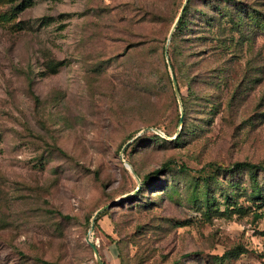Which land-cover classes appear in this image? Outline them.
I'll return each instance as SVG.
<instances>
[{"label":"rangeland","instance_id":"obj_1","mask_svg":"<svg viewBox=\"0 0 264 264\" xmlns=\"http://www.w3.org/2000/svg\"><path fill=\"white\" fill-rule=\"evenodd\" d=\"M183 2L0 0V264H99L88 236L106 264H264L263 173L199 170L264 164V0H191L185 129L162 53ZM128 141L141 175L190 170L134 192Z\"/></svg>","mask_w":264,"mask_h":264},{"label":"trees","instance_id":"obj_2","mask_svg":"<svg viewBox=\"0 0 264 264\" xmlns=\"http://www.w3.org/2000/svg\"><path fill=\"white\" fill-rule=\"evenodd\" d=\"M217 1L220 2L221 4L226 5V6L235 5V2H237V0H217ZM190 3H191V0H188L187 4H186V7L184 9V12H183V14H182V16H181V18H180L175 30H174V32H173V35H172L171 40H170L169 45H168V54L169 55H170L169 48L170 47H173V48L176 47V45L178 43L177 42L178 38L183 33L184 28L188 27V22H189L188 14H189ZM183 4H184V2L181 4V8H182ZM15 8L16 7H14V10H15ZM181 8H180V10H181ZM180 10L177 11V13L175 14V16H174V18L172 20V23H171V28H172L174 22L176 21V18L179 15ZM225 11L226 10L221 8L220 11H219L220 15H222V17L230 16L235 22L236 19L234 17V14H232V13L229 14L228 12H225ZM0 19L6 20L8 18L5 15H0ZM168 37H169V35L166 38L167 42H168ZM166 45H167V43H166ZM166 45L165 46L163 45V51H162L163 54H166ZM171 65H172V68H173V72L175 73L176 78H177L178 83H179V76H178V73H177L176 66H175V64L172 61H171ZM165 66H166V68H167V66L170 67L169 61H168V64H166V62H165ZM166 75H167L166 78L171 83L172 82V72L170 73L168 68L166 70ZM194 75L195 74H193V77H195ZM148 87H149V85H148ZM179 87H180V91H181V97H182L183 109H184V114H183V118H182L183 119L182 129H185V126H187V114L189 113V102H188V99H189V97H191V95L189 94L188 96H186L183 93V90L181 89L180 83H179ZM193 91L194 90H193L192 82L189 79V92L193 93ZM210 104H212V108L213 109H218L221 106V101L210 100ZM180 121H181V112L178 111L177 123L179 124ZM157 126H158V128H160L159 125H157ZM164 131L168 135H171L170 131H168V130H164ZM182 134H183V131L180 132L177 135L176 139L181 138ZM153 136H155L157 139L158 138H160V139L163 138L157 131L153 132ZM207 166H209L210 168H213V169H221L222 168V169H227V170H230V171H249V172L252 173V176L254 178H256V175H258L259 173H263V176H264V164H262L260 162H253L251 160H237V161H234L233 163L229 164L228 166H222V165L218 164L216 161H209V162H207L206 165H204L201 169H199L200 172L205 170ZM172 167H177V168L179 167V169L187 170V171L190 170L185 164H181V165L177 164V162L174 159H168V160L164 161L159 168H157L153 172H150V173H147V174H144V175L139 174L137 172V170L134 168L135 171L139 174V176L142 179V186H141L140 189H142L143 184H147L148 182H150L151 179L154 178V176H158L161 171H164V170H167V169H171ZM114 205H116V204H114ZM114 205H112L111 207H114ZM111 207H109V208H111ZM60 213H62V212L60 211ZM233 251L234 250H228L227 252L222 254L221 257H224L228 253L232 254V253H234ZM238 253L239 252H237V254ZM41 261L44 264H56L53 261H49V260H45V259H41Z\"/></svg>","mask_w":264,"mask_h":264},{"label":"water","instance_id":"obj_3","mask_svg":"<svg viewBox=\"0 0 264 264\" xmlns=\"http://www.w3.org/2000/svg\"><path fill=\"white\" fill-rule=\"evenodd\" d=\"M187 1H188V0H185V1H184V4H183V6H182V8H181V10H180V12H179V15L177 16L176 21L174 22V24H173V26H172V28H171V30H170L169 37H168V42H167V45H166V56H167V59H168V61H169L170 69H171V72H172V82H173V86H174L175 93H176V95H177V97H178V99H179L180 105H181V121H180V125H181V126H182V124H183V119H182V118H183V114H184V109H183V103H182V97H181V91H180L179 83H178V80H177V78H176L175 73L173 72V68H172L171 61H170V56H169V54H168V45H169V42H170L171 37H172V35H173V32H174V30H175V28H176V26H177V24H178V22H179V20H180V18H181V16H182V14H183V12H184V9H185V7H186ZM147 129H153V130H156L157 132H159V133H161V134H165V132L162 131V130H161L160 128H158V127H155V126H148V127L144 128L142 131H140V132H139L134 138H136L138 135H140V133H142L143 131H145V130H147ZM178 134H179V131H177L176 135L173 136L172 138H176ZM134 138H133V139H134ZM133 139H132V140H133ZM130 141H131V140H130ZM130 141H128V142L124 145V147L122 148L121 157H122V160L124 161V163L126 164V166H127L128 168H130V169L133 171V173L135 174L136 178L138 179L139 185H138V187L136 188V190L134 191V192H136L137 190H139V189L141 188V185H142V179H141V177L139 176V174L135 171L133 165H132L128 160H126V159L123 157V152H124V150H125V147L127 146V144H128ZM125 196H128V194L125 195ZM125 196H123V197H125ZM115 202H116V200L113 201V202H110V203H108V204H105V205H103L102 207H100V208L95 212V214H94V216H93V219H92L91 226H90V231H93V229H94V227H95V219H96L97 216L100 214V212L104 211L106 208L111 207L112 205L115 204ZM87 241H88L89 244L92 246V248H93V250H94V252H95L96 258H97V260H98V263H99V264H106L105 261H104V259L102 258V255H101V253H100V250H99V248H98V245H97L93 240H91L90 236L87 237Z\"/></svg>","mask_w":264,"mask_h":264}]
</instances>
